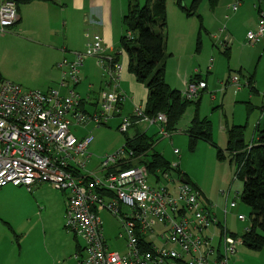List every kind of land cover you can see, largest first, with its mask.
<instances>
[{
    "label": "built area",
    "instance_id": "1",
    "mask_svg": "<svg viewBox=\"0 0 264 264\" xmlns=\"http://www.w3.org/2000/svg\"><path fill=\"white\" fill-rule=\"evenodd\" d=\"M258 1L256 28L246 34L249 45L264 38V11L260 10L264 0ZM239 4L231 10L236 11ZM16 9L15 2L2 1L1 32L18 21ZM86 36L89 42L85 44V51L76 53L73 61L62 59L57 65L60 81L56 88L25 90L0 81V189L23 187L29 192L36 186L48 185L66 194V228L83 244L78 245V253L73 257L77 264H228L241 245V240L229 236L225 227L228 210L237 206L234 200L225 203L221 223L214 214V206L204 205L200 191L181 175L174 178L165 172L159 173L162 183L149 186L150 176L143 165L112 171L119 162L128 161L131 152L127 154L123 148L112 156H105L98 169L88 168V148L93 137L79 136L78 131L90 123L96 127L106 125L120 114L127 96L118 81L122 63L115 61L111 54L105 55L107 51L98 35ZM127 37L130 39L131 34L127 33ZM87 57L96 59L107 79L106 89L98 94L99 108L93 111L85 109L87 102L75 90ZM230 84L237 91L242 87L236 77L230 79ZM204 88L203 81L189 82L181 93L182 98L195 101ZM117 118V131L121 134H127L138 123H146L157 126L162 138H169L164 128L166 117L163 114L146 117L143 106L135 107L128 117ZM177 152L174 150L172 154L178 155ZM169 166L177 172L180 167L178 163ZM101 211L120 219L122 233L117 239L124 241L123 252L111 251L106 245L99 220ZM237 219L241 223L246 221L241 214ZM220 227L223 234L219 235L215 248L210 228L220 233ZM206 232L210 234L206 236ZM142 242L151 251H143Z\"/></svg>",
    "mask_w": 264,
    "mask_h": 264
},
{
    "label": "rangeland",
    "instance_id": "2",
    "mask_svg": "<svg viewBox=\"0 0 264 264\" xmlns=\"http://www.w3.org/2000/svg\"><path fill=\"white\" fill-rule=\"evenodd\" d=\"M108 1L111 3L109 13L112 20L106 39L109 40V44H112L114 50L113 52L107 51L105 55L120 52V38L125 34L122 17L127 11V0ZM145 1L139 0L138 4L143 6ZM191 1L181 0V4H177L176 0H165L168 43L165 40L167 58L164 65V78L171 87L181 92H184L186 84L196 75L207 80V89L200 101V115L206 116L211 122L212 140L225 152L227 139L224 131L221 130L225 126L224 122L228 127L232 124L246 126L244 130L246 142L251 141L258 121L260 127L264 126V115L261 113V108L264 107V38L259 43L250 45L246 38V31L249 30L246 20L249 19V15L250 23L255 20L253 6L258 5L259 1L252 2L253 12L251 8L244 10V7H240L238 12L233 13L229 9L232 5L228 7L225 4L222 11L223 17L219 22L215 21L216 17L211 14L212 10L220 5L219 0L214 3L213 7L210 4L213 2L200 1L196 14L201 15V21L197 16L189 17L184 14L182 8L189 9ZM247 6H250V3ZM175 14L184 16L183 22L177 23ZM226 17H229V20H226ZM230 20L231 23L228 24ZM224 23L230 28V35L227 30V33L221 34L220 31H223L225 27ZM19 29V24H16L5 29L4 32H19ZM86 34L83 28L74 38V45L82 47L76 52H84L85 44L89 42ZM19 35L24 38L21 33ZM94 36L90 38L93 39ZM102 36L103 33H99L100 44L108 50ZM225 36L228 38L227 42L223 39ZM61 40L62 33L52 36L51 43L55 46L60 45ZM32 48L29 43L19 41L13 36L0 34V75L3 80L7 81L9 77L26 80L37 72L39 75L35 78L42 77L40 71L43 68ZM73 54L74 52L67 54L68 57L64 58L71 62L75 59ZM122 56L121 60H124L125 56ZM124 63H126L125 60ZM86 67L89 72H92L91 62H88ZM100 68L99 65L95 68L97 74L89 80H85L81 72L79 74L80 84L76 91L81 93L80 97L83 96L84 99L88 96L90 99L88 103L98 100V106L100 99L97 95L107 83ZM252 76L257 92H251L246 84L247 78ZM234 77L242 86L239 93L230 84H227L226 90L219 84L220 82L226 83ZM88 82L92 85L89 92L85 90ZM212 97H216L217 100L213 102ZM192 105L190 104L186 111L190 112L193 109L192 114H194ZM98 106L96 107L99 108ZM248 106L251 107L249 114L246 109ZM88 109L92 110L91 107ZM117 123H119L117 119H112L100 127L90 123L87 128L78 131L79 136L93 137L88 148L90 161L87 166L90 170L98 169L105 156H112L123 147L124 136L117 131ZM177 129L176 132H168L169 138L157 141L156 151L163 155L170 164L177 162V157L172 154L173 151L176 149L180 152L181 169L191 179V185L196 184V188L202 192L200 201L206 206L210 203L214 206V213L219 222H224L225 203L230 204L233 200L237 203L236 208L228 210L225 227L228 233L235 234L238 238L241 237L248 227L250 209L240 199L241 183L234 177L236 165L230 160L227 152L224 153V160H218L215 149L205 141H198L192 150L189 149L185 130L179 126ZM133 134L134 131L131 128L126 135L132 137ZM76 136H78L77 133ZM97 171L99 175L100 170ZM147 180L149 186H155L153 177ZM21 188L23 187L19 189ZM35 188L32 189L34 191L31 192V196L15 191L9 197L10 202L5 206L4 216L6 218L11 215L13 218L10 222L0 218V264H77V260L73 259L74 254L78 253L76 245L82 246L83 244L66 228V194L48 185ZM23 190L26 189L23 188ZM206 199L210 203L206 202ZM122 210L128 212L127 208ZM239 214L246 217L245 223L238 221ZM99 218L103 224L102 232L109 250L123 252L125 250L124 241L117 239L118 234L122 233L120 219L113 217L107 211H101ZM4 223L11 224L13 232ZM15 229L18 231L16 232ZM210 231L214 233L212 244L217 248L219 232L213 228H210ZM209 234L210 232L205 233L206 236ZM222 250L221 246L219 252L221 253ZM236 252L234 257L229 259L228 264H264V253L257 255L243 245H239ZM77 259L81 261V257Z\"/></svg>",
    "mask_w": 264,
    "mask_h": 264
},
{
    "label": "trees",
    "instance_id": "3",
    "mask_svg": "<svg viewBox=\"0 0 264 264\" xmlns=\"http://www.w3.org/2000/svg\"><path fill=\"white\" fill-rule=\"evenodd\" d=\"M48 1L18 0L15 2V5L18 9L21 5ZM200 1L192 0L189 9L185 10L182 8L184 14L189 17L197 16L198 20L201 21V15L196 14ZM217 1L209 0V2H213L210 3L212 7ZM180 2L181 0H176L177 4H181ZM138 3L139 0H127V11L122 17L125 34L121 36L119 43L120 51L124 53V56L128 60V66H126L128 72L134 76V80L142 84L147 90V99L144 104L145 116L153 118L154 116L163 114L167 120L166 125H164L165 130L170 133L176 132L179 121L183 118L190 104H193L194 114L187 127L188 129L184 131L189 143V149L192 150L198 141H205L215 149L218 160L225 159V152L229 154L230 160L236 165L234 177L241 183V202L246 204L250 209L248 227L242 236L239 237L241 245L257 255L264 253V126L256 128L252 137L253 139L250 142H246L244 139L246 126H232L227 132L225 152L216 146L212 140L211 122L207 118H201L199 115L200 101L202 94L206 91L207 80L195 76L189 81H203L205 83V88L200 92L198 99L189 102L182 98L180 91L172 89L164 79V65L167 58L165 54V32L167 30L165 0H146L143 6H140ZM16 24H18L17 21L14 25ZM127 33L131 34L130 39H128ZM111 56L115 61L122 63L118 52L111 54ZM219 84L226 90V86L230 84V80L226 83L220 82ZM236 92L240 91L236 89ZM97 102L98 100L89 104L87 102L88 105L85 109L90 111L88 107H92L95 110L96 106H98ZM131 118L134 121L136 120L134 117ZM123 136L124 145L122 148L126 149L127 154L130 152L131 154L126 159L128 161L119 162L114 168H111L112 171H125L143 165L149 176L155 180L156 185L162 183L159 173L163 172L174 177L181 175L182 179L191 184V181L182 173L181 167H179L178 172L177 169L175 171L172 170L169 166L171 165L170 162L166 161L163 155L154 149V141L146 136V134L138 133L131 138L126 134H123ZM177 154L174 155L177 157L176 163L180 166L181 156L179 152ZM221 228L220 236L223 234ZM227 234L232 238H237L235 234L228 233V230ZM141 249L145 252L151 251V247L144 242H142Z\"/></svg>",
    "mask_w": 264,
    "mask_h": 264
},
{
    "label": "crops",
    "instance_id": "4",
    "mask_svg": "<svg viewBox=\"0 0 264 264\" xmlns=\"http://www.w3.org/2000/svg\"><path fill=\"white\" fill-rule=\"evenodd\" d=\"M2 1L3 0H0V5H1ZM205 1H209V0H205ZM218 2L220 3V5L218 3V5H219L218 8L216 7L211 12V14L214 17H216L215 21L219 22L222 19V17H223L222 11H223V6L225 4H227L229 7L230 5L234 6V5H236L237 2H239L240 4L237 7L236 11L233 12L231 10L232 6L229 8L230 11H232L233 13H236L239 11L240 7L241 8L244 7V10H249V8H251L252 9L251 11L253 12V8H254L255 12H253V13H254L255 20L250 23V15H249V19L246 20L247 25H248L247 28H249V30H247L246 32L248 33V32H250V30H255V28H256L255 24H256V21L258 20V12L256 10L255 5L252 8V2H254V0H246V1L245 0H222V1L219 0ZM243 3H245V4H243ZM248 3H250V6H247ZM110 4L111 3L108 0H49L48 2H34V3L19 6L17 9L18 10V21L17 22H18L19 28H20L19 32L18 31H10L7 33L6 32L2 33L0 31V34L13 36V37L17 38L19 41L29 43L31 45V47H33L32 50L35 53V57L38 60V62L41 64V67L43 68V70L40 71V73L42 74V77L40 79L35 78V77H38V75H39V72H37L33 76H31L30 78H28L26 80H21V79L18 80V79L9 77V78H7L8 79L7 81L10 83L16 84V85H20L25 90L47 91L50 88H56L57 83L60 81V72L58 71L59 69H58L57 65L60 63L59 61H61L62 58L66 59L64 57H68L67 54H72V52H74L73 55L75 57V53H79V52H76V50L81 49L82 47L74 45L75 44L74 38L79 34V31H82L83 28L87 32V35H95V34L99 35V33L102 32L103 33L102 37H103V40L105 42L104 44L109 48L106 51L113 52L114 49H113L112 44H109L108 43L109 40L106 39V37H107L106 35H107V33H109L108 30H109V26H110L111 20H112V19H110L111 15L109 13V11L111 10ZM207 4H208V2H207ZM261 9L264 11V3H261L260 10ZM178 13H180V12H178ZM244 15H246V14L244 13ZM175 16H176V22L177 23L183 22L184 16H182L181 14H175ZM226 18H227L226 20H229V17H226ZM229 23H231V20L228 21V24ZM26 24L28 26H26ZM224 25H225V27H224L223 31L222 30L220 31L221 34H224L227 30L228 34L230 35V32H231L230 28L227 27L225 23H224ZM166 26H167V24H166ZM100 30H101V32H100ZM4 33H6V34H4ZM20 33H21V35H24V38H21V36L19 35ZM61 33H62V40L59 42L61 44L55 46L53 43H51V38H52V36L57 35V34H61ZM223 39L226 42L228 40L227 36H225ZM166 41H167V30H166ZM167 43H168V41H167ZM118 53L120 54V56H122V55L124 56V53H122V51H120ZM170 55H172V54H170ZM93 59L94 58H88L87 57V59L84 62L83 68L80 69L85 80H89L92 76L97 74V70L95 68H97L98 63L95 62ZM124 60L126 63H124ZM124 60L123 59L121 60L122 65H123V67H122L123 71H122V73L120 75V79L118 81H119L120 89H121V91H123V93H125V95L127 96V99L121 105L120 114L115 115L116 117L112 118L113 120L117 119V122L119 121V119L117 117H120V115H125L128 117L133 113L135 107H137V106H141V107L143 106L144 107V104L146 103V99H147L146 88L142 84H140L136 80H134L135 79L134 76L132 74H130L128 72V69L126 68V66H128V60H127L126 56H125ZM88 62H91L92 72H89V70H87L86 66H87ZM196 77L201 78L200 75H196ZM1 80H3V79L1 78V75H0V81ZM3 81H5V80H3ZM126 83H128V84H126ZM247 83H248V85H247L248 88H249V86H251L249 88L251 90V92L252 91L257 92V90L255 88V84H254L255 81L253 80V78H252V80H250V78H247L246 84ZM168 85L170 86V84H168ZM91 86L92 85L88 82V84L85 85V90L89 92L91 90ZM77 87L75 89L76 91H77ZM106 87H107V83L101 89L105 90ZM171 88L176 90L174 87H171ZM206 89H207V83H206ZM80 94H79V96H80ZM80 98L84 102L85 101L90 102V99L88 96L86 97V99H84L83 96ZM211 100L213 102H215L217 100V98L212 97ZM248 107L246 109H247V113L249 114V112L251 111V107H249V109H248ZM262 109H263V107L261 108V113H263V115H264V111H263L264 109L263 110ZM92 110H93V108H92ZM192 113H193V109L190 110V112L186 111L185 114L183 115V118L179 121L178 126L182 130L188 129L187 127L189 126V123L191 122V119L193 117ZM199 115H200V110H199ZM200 117L203 118L204 116L202 117L200 115ZM204 118H207V117L205 116ZM224 123H225V126L221 130L224 131L226 139H227L228 130L232 126H238V125L232 124L228 127L226 122H224ZM255 126L256 127L260 126L259 121L256 123ZM152 127H153V130H151ZM132 131H134L133 136L135 134L142 133V134H146V136L151 138L154 141L153 142L154 149H156L155 145H156L157 141H159V139L160 140L165 139V138H161V136L158 134V127L155 125H147L146 123H138L136 126H134L132 128ZM150 131H153V132L150 133ZM253 135H252V137H253ZM213 142H214V140H213ZM226 145H227V142H226ZM182 173H184L185 177H187V179H189L186 172H184L182 170ZM189 180H191V179H189ZM39 186H43V185H39ZM39 186H36L35 189H37ZM194 186L196 187V184H194ZM19 188L18 187H12V186H6V187L0 189V218L4 219L6 221H9V222L13 218V216H11V215H9L6 218L4 216V209H5V206L10 202L9 197L11 196L12 192L19 191L20 194H22V195L31 196L30 194H32L34 191V190H31L28 192L27 190H23V188H21V189H19ZM197 190L200 191L199 189H197ZM200 193L202 194L201 191H200ZM206 202L210 203L207 199H206ZM210 206H213V205L210 203L209 207ZM4 224H6V223H4ZM6 226L9 228V230H11V232H13L11 224L7 223ZM15 231L17 232L18 230L15 229Z\"/></svg>",
    "mask_w": 264,
    "mask_h": 264
},
{
    "label": "water",
    "instance_id": "5",
    "mask_svg": "<svg viewBox=\"0 0 264 264\" xmlns=\"http://www.w3.org/2000/svg\"><path fill=\"white\" fill-rule=\"evenodd\" d=\"M10 1L17 2L18 0H10Z\"/></svg>",
    "mask_w": 264,
    "mask_h": 264
},
{
    "label": "clouds",
    "instance_id": "6",
    "mask_svg": "<svg viewBox=\"0 0 264 264\" xmlns=\"http://www.w3.org/2000/svg\"><path fill=\"white\" fill-rule=\"evenodd\" d=\"M195 187V186H194ZM197 189V188H196ZM202 195V194H201ZM79 245V244H78ZM78 245H76L77 247H79ZM74 255H76V254H74Z\"/></svg>",
    "mask_w": 264,
    "mask_h": 264
},
{
    "label": "bare ground",
    "instance_id": "7",
    "mask_svg": "<svg viewBox=\"0 0 264 264\" xmlns=\"http://www.w3.org/2000/svg\"><path fill=\"white\" fill-rule=\"evenodd\" d=\"M183 170V169H182Z\"/></svg>",
    "mask_w": 264,
    "mask_h": 264
}]
</instances>
